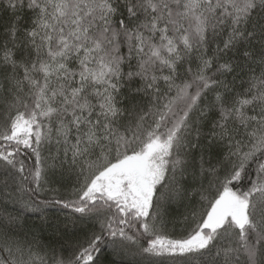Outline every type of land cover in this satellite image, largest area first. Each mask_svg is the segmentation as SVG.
<instances>
[{"label":"snow or ice","instance_id":"obj_1","mask_svg":"<svg viewBox=\"0 0 264 264\" xmlns=\"http://www.w3.org/2000/svg\"><path fill=\"white\" fill-rule=\"evenodd\" d=\"M0 264H264V0H0Z\"/></svg>","mask_w":264,"mask_h":264}]
</instances>
